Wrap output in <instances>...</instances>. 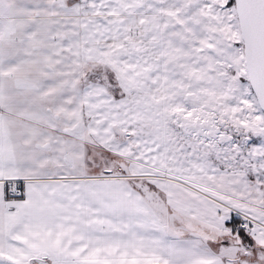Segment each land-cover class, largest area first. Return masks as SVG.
Instances as JSON below:
<instances>
[{
  "label": "snow or ice",
  "instance_id": "1",
  "mask_svg": "<svg viewBox=\"0 0 264 264\" xmlns=\"http://www.w3.org/2000/svg\"><path fill=\"white\" fill-rule=\"evenodd\" d=\"M0 264H264V0H0Z\"/></svg>",
  "mask_w": 264,
  "mask_h": 264
}]
</instances>
